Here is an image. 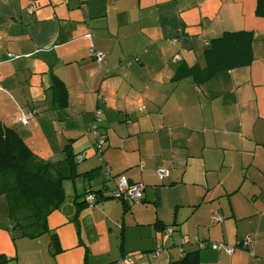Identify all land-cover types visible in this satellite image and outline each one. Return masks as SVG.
Returning <instances> with one entry per match:
<instances>
[{
  "label": "crops",
  "instance_id": "0c3cea01",
  "mask_svg": "<svg viewBox=\"0 0 264 264\" xmlns=\"http://www.w3.org/2000/svg\"><path fill=\"white\" fill-rule=\"evenodd\" d=\"M257 5L0 0V120L40 158L61 163L66 195L36 237L1 212L8 202L0 198L3 264H170L180 248L199 251L200 264H264V18ZM238 31L254 35L249 65L202 83L174 79L182 64L206 67L209 42ZM60 80L66 107L56 101ZM18 106L37 109L30 125L17 121ZM98 107L102 157L90 129ZM120 176L144 185L143 201L116 196ZM91 194L95 206L87 204ZM212 243L237 249L229 255Z\"/></svg>",
  "mask_w": 264,
  "mask_h": 264
},
{
  "label": "trees",
  "instance_id": "16d2710c",
  "mask_svg": "<svg viewBox=\"0 0 264 264\" xmlns=\"http://www.w3.org/2000/svg\"><path fill=\"white\" fill-rule=\"evenodd\" d=\"M256 15L264 18V0H258ZM253 40L254 35L251 32H225L209 42V47L205 51L207 60L206 67L182 64L179 66L174 79L178 80L190 77L196 83H202L218 71L231 70L249 65L254 60L252 52ZM171 43L176 44V41L171 40ZM91 53L98 63L104 62V54L97 53L94 49L91 50ZM98 55L102 56L101 61L98 60ZM16 57L14 55V58ZM178 58L180 59L177 55L174 57V60ZM57 79L59 80V78ZM59 83L62 85V93L60 97L56 98V101L62 107H66L68 105V91L61 80ZM99 98L101 99V96ZM102 99L105 100L106 97H102ZM31 111H35V114L30 119L28 125L36 118L38 114L37 109L24 110V108L18 106L19 119ZM102 113L103 110L100 107L95 110L94 121L90 127L91 131L92 127L96 126L97 128V134H93L95 135L97 153L100 157L105 152L106 143V135L101 131V124L103 122ZM19 119L17 121L21 122ZM21 123L24 126H28L23 122ZM102 148L103 152L100 154V149ZM63 178L60 162H50L40 158L15 129L6 126L0 120V198L5 197L8 202L7 209L1 212L14 221L16 227L24 236L36 237L47 229L45 225L47 217L66 198L62 184ZM130 182L132 181L130 180ZM95 197L96 201L93 205L90 203L87 204L95 206L98 203L97 196ZM34 227H38L40 232H31ZM196 241L200 244L201 248L208 246L202 243L200 239L196 238ZM184 244L185 242L183 241L182 246ZM215 244L220 243H212L209 247ZM240 245L246 247L245 242H241ZM228 247L237 249L236 246L224 244L225 249ZM181 250L184 251V249L180 248V254L182 256ZM162 251V248L158 247L151 252V256L157 259L161 256ZM139 256L144 258L146 254L139 253ZM3 259V257L0 258V264H3ZM170 264H200L199 251L186 253L179 260L172 261Z\"/></svg>",
  "mask_w": 264,
  "mask_h": 264
},
{
  "label": "built area",
  "instance_id": "2783aa9c",
  "mask_svg": "<svg viewBox=\"0 0 264 264\" xmlns=\"http://www.w3.org/2000/svg\"><path fill=\"white\" fill-rule=\"evenodd\" d=\"M98 60L101 61L102 56L98 55ZM101 112V111H100ZM35 111H31L28 114H25L23 116H21V118L19 119L21 122H23L25 125L29 124L30 119L34 116ZM92 132L94 134H97V128L96 126L92 127ZM103 152V148L100 149V154ZM79 160H82V157L79 158ZM158 175L161 179H165L168 176V170L164 167H161L160 169H158ZM143 190H144V185L141 183H132L130 182V180L128 178H126L125 176L120 177V179L118 180V184H117V189H116V196L120 199H125L126 202H131V203H139L143 198H144V194H143ZM86 201L87 203L90 204H94V202L96 201V197L95 195L91 194L88 195L86 197ZM224 217L220 216V215H216L215 216V220L216 221H223ZM173 230L171 228H169L167 230L168 234H172ZM199 239V238H197ZM214 247L216 249H224L226 251L227 254L232 255L235 252V248L234 247H228V248H224V244H215ZM182 256L185 254L183 250H181Z\"/></svg>",
  "mask_w": 264,
  "mask_h": 264
},
{
  "label": "rangeland",
  "instance_id": "374dc122",
  "mask_svg": "<svg viewBox=\"0 0 264 264\" xmlns=\"http://www.w3.org/2000/svg\"><path fill=\"white\" fill-rule=\"evenodd\" d=\"M13 113H18L17 112V109H15L14 111H12L11 110V116L14 118L15 116H14V114ZM52 114V112L51 111H49V113H48V115H49V117H50V115ZM19 117V113H18V116H17V118ZM93 133V132H92ZM91 134V133H90ZM65 202H66V200H65Z\"/></svg>",
  "mask_w": 264,
  "mask_h": 264
}]
</instances>
